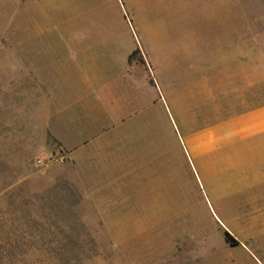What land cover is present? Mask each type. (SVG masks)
I'll list each match as a JSON object with an SVG mask.
<instances>
[{
    "label": "rangeland",
    "instance_id": "obj_1",
    "mask_svg": "<svg viewBox=\"0 0 264 264\" xmlns=\"http://www.w3.org/2000/svg\"><path fill=\"white\" fill-rule=\"evenodd\" d=\"M84 2L59 16L94 35L90 60L114 49L115 71L131 75L114 83L139 97L128 137L138 151L135 173L117 185L154 216L83 198L91 185L50 130L58 87L45 49L63 41L0 0V264H264V193L251 192L261 187L255 169L240 165L264 150L236 135L202 151L191 142L264 106V0Z\"/></svg>",
    "mask_w": 264,
    "mask_h": 264
},
{
    "label": "crops",
    "instance_id": "obj_2",
    "mask_svg": "<svg viewBox=\"0 0 264 264\" xmlns=\"http://www.w3.org/2000/svg\"><path fill=\"white\" fill-rule=\"evenodd\" d=\"M2 1H8L10 5L18 3L22 12L23 8H26L27 18H34L36 27L40 26L45 34L44 39L63 41L45 49L46 52L49 50L51 56L52 85L58 87L57 93L53 94L51 99L50 130L61 149L66 152L69 165L76 167L78 172L81 170L83 184L91 185L83 189L84 193L90 192L91 195H84L83 198L116 200L119 201L116 205L120 209H130L131 214L151 215L148 207L144 209L147 213H140L138 207L144 205L136 203L135 199L125 202L131 200V196L122 195L117 185L125 176L132 177L135 173L132 155L138 150L137 145H133L128 137L132 135L130 126L133 123V99L139 97L133 95L130 87L127 88V94H117L114 78L121 77L117 73L123 70L115 71L114 49L97 48L93 51L97 59L90 60L91 50L86 46L94 35L84 28L71 30L72 21L66 16H59L62 12L66 14L68 7L76 2H79V8L82 9L85 7L84 0H25V3H22V0ZM6 6L5 3L4 7ZM54 23H57L61 30L57 34H54L53 26H47ZM123 72L125 76L131 77L127 70ZM156 93L159 98H163L159 92ZM143 99H151L154 102L155 96L152 94ZM234 121L239 125L231 130L223 128L218 133L211 130V133H207L208 130L195 133L198 138L191 141L193 146L202 151L201 148L207 143L213 146L220 138L221 142H224L228 137L236 135V139H243V143L249 145L248 151H254L256 148L264 150V106L238 116ZM105 136L115 137L114 142L111 139V143H102V137ZM117 136L121 143H118ZM240 165L244 168L243 171L248 170V173L250 169H255L253 180L261 187L256 188L257 191L253 188L251 192L263 194L264 155L256 162L248 153ZM242 181L246 183L248 180L245 178ZM242 190L246 192L248 189L244 186Z\"/></svg>",
    "mask_w": 264,
    "mask_h": 264
},
{
    "label": "trees",
    "instance_id": "obj_3",
    "mask_svg": "<svg viewBox=\"0 0 264 264\" xmlns=\"http://www.w3.org/2000/svg\"><path fill=\"white\" fill-rule=\"evenodd\" d=\"M225 235H226V240L232 244V245H236L239 243V241L229 232V231H225Z\"/></svg>",
    "mask_w": 264,
    "mask_h": 264
},
{
    "label": "built area",
    "instance_id": "obj_4",
    "mask_svg": "<svg viewBox=\"0 0 264 264\" xmlns=\"http://www.w3.org/2000/svg\"><path fill=\"white\" fill-rule=\"evenodd\" d=\"M65 157H66L65 155H62L61 156V160L63 161L65 159ZM42 163H43V160L42 159H39L38 160V164H42Z\"/></svg>",
    "mask_w": 264,
    "mask_h": 264
}]
</instances>
